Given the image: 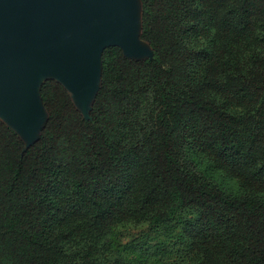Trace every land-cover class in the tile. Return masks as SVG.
<instances>
[{"label": "trees", "instance_id": "trees-1", "mask_svg": "<svg viewBox=\"0 0 264 264\" xmlns=\"http://www.w3.org/2000/svg\"><path fill=\"white\" fill-rule=\"evenodd\" d=\"M140 37L89 119L46 79L33 143L0 120V264H264V0H141Z\"/></svg>", "mask_w": 264, "mask_h": 264}, {"label": "water", "instance_id": "water-1", "mask_svg": "<svg viewBox=\"0 0 264 264\" xmlns=\"http://www.w3.org/2000/svg\"><path fill=\"white\" fill-rule=\"evenodd\" d=\"M140 29L134 0H0V120L26 147L33 143L47 119L39 94L46 79L89 119L104 47L152 57Z\"/></svg>", "mask_w": 264, "mask_h": 264}, {"label": "rangeland", "instance_id": "rangeland-1", "mask_svg": "<svg viewBox=\"0 0 264 264\" xmlns=\"http://www.w3.org/2000/svg\"><path fill=\"white\" fill-rule=\"evenodd\" d=\"M134 3H135V6H136V9H137V19L140 21V18H141V0H134ZM140 35H141V29H140V32H139V34H138V36H139V38H140V41H141L142 45H144L147 49H150V51H151V48L149 47V45L147 44V42L144 41L143 39H141ZM108 47H109V46H108ZM106 48H107V47H104L103 50L106 49ZM103 50L101 51V55H102ZM145 59H149V57L147 56ZM44 77H45V76H44ZM46 77H49V75L46 76ZM100 82H101V67H99V70H98V77H97V79H96V86H97V87H99ZM69 92H70V91H69ZM93 97H94V95H93ZM93 97L90 99L89 103L92 102ZM73 99H74L75 103L78 105V102L76 101V99L74 98V96H73ZM42 123H43V122H41V124H42ZM13 125H14V124H13ZM14 126L18 128L17 125H14ZM38 133H39V131H38ZM18 134H19V133H18ZM227 183L229 184V182H227ZM146 231H147V233H148L150 236L153 237V234H152V233H150L148 230H146ZM133 233H134V232H133L132 230H130V231H128V232H125L123 235H125V237H126V239H127V238L130 237ZM134 234H136V233H134ZM143 234H146V233L144 232Z\"/></svg>", "mask_w": 264, "mask_h": 264}]
</instances>
